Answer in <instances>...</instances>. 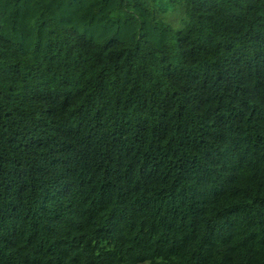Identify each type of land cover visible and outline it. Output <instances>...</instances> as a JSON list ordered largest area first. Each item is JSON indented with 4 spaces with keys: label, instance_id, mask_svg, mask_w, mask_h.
Listing matches in <instances>:
<instances>
[{
    "label": "trees",
    "instance_id": "trees-1",
    "mask_svg": "<svg viewBox=\"0 0 264 264\" xmlns=\"http://www.w3.org/2000/svg\"><path fill=\"white\" fill-rule=\"evenodd\" d=\"M69 7L0 0V264H264V0Z\"/></svg>",
    "mask_w": 264,
    "mask_h": 264
},
{
    "label": "rangeland",
    "instance_id": "rangeland-1",
    "mask_svg": "<svg viewBox=\"0 0 264 264\" xmlns=\"http://www.w3.org/2000/svg\"><path fill=\"white\" fill-rule=\"evenodd\" d=\"M70 2L71 0H19V11H21V13L17 15V17L19 22H22L26 17L27 19L26 22H24V26H27L30 24L31 20L45 8L59 21L66 22L68 18H70L69 15H65V13L71 12L69 7ZM22 12L24 13L22 14ZM166 18L169 21H173L174 25H178L177 17L166 14Z\"/></svg>",
    "mask_w": 264,
    "mask_h": 264
}]
</instances>
